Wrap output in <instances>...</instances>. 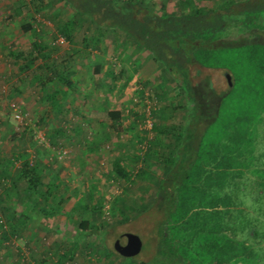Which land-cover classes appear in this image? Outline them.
I'll list each match as a JSON object with an SVG mask.
<instances>
[{"label": "trees", "instance_id": "trees-1", "mask_svg": "<svg viewBox=\"0 0 264 264\" xmlns=\"http://www.w3.org/2000/svg\"><path fill=\"white\" fill-rule=\"evenodd\" d=\"M60 1L73 9L69 19L59 15L51 19L64 41L75 44L74 34L84 28L91 34L82 38L84 50L91 41L97 43L112 34L114 44L119 38L122 43L115 49L128 44L133 52L147 51L166 80L178 83L182 95L181 103L167 107L172 116L180 111L177 120L152 125L169 141L166 147L154 143L145 155L162 165L151 200L160 218L152 257L133 264H264V246L257 241L264 223L259 216L246 217L236 195L238 179L247 173L264 187V169L257 166L264 155H256L257 128L264 115V0H203L201 4L184 0L181 10L171 14L165 4L157 7L152 0ZM32 2L37 10L45 8L43 0ZM22 28L30 30L31 25ZM33 35L28 50L9 55L18 71L31 74L41 87L46 115L64 118L66 97L76 90L70 68L79 50L69 49L61 62L48 60L45 45L36 31ZM202 69L224 70L227 90L215 93L209 79L194 82ZM119 114L108 112L113 120ZM56 130L65 132L62 126ZM27 156L22 150L17 169L12 168L15 158L0 156V184L10 183L5 198H0L7 205L2 211L14 210L9 226L35 219L49 227L45 220L54 212L47 205L58 185L45 184L43 170ZM116 171L128 178L121 168ZM141 173L138 170L137 176ZM76 208L82 213H102L100 202L77 203ZM94 219L79 220L76 241L68 239L69 259L79 241L96 234ZM18 233L17 228L11 233L2 229L0 235L8 240ZM67 253L57 264L67 259Z\"/></svg>", "mask_w": 264, "mask_h": 264}, {"label": "rangeland", "instance_id": "rangeland-1", "mask_svg": "<svg viewBox=\"0 0 264 264\" xmlns=\"http://www.w3.org/2000/svg\"><path fill=\"white\" fill-rule=\"evenodd\" d=\"M152 1L157 7L165 4L169 14L180 11L181 1L184 2ZM43 2L45 8L37 10L36 2L31 0H0V156L15 158L12 168L17 169L19 155L25 150L27 158L39 164L43 182L58 185L47 205L54 213L45 220L49 227L35 219L11 222L9 226L14 210L4 213L2 207L6 203L0 202V233L2 229L11 233L12 228L19 232L8 240H2L0 235V264H57L69 250L68 239L76 241L78 223L83 217L97 218L94 222L98 230L94 236L79 241L73 257L69 259L67 253L62 264L148 261L155 250V227L160 218L151 200L154 185L162 176V165L145 155L154 143L163 147L169 143L153 131L152 125L177 120L180 111L172 116L167 107L183 101L178 83L166 80L147 51L133 52L128 44L115 49L116 44L122 43L119 38L114 44L112 34L97 43L90 40L88 49L83 50V36L91 35L83 28L74 34L75 44H68L51 19L56 15L69 19L73 9L60 0ZM27 24L31 25L30 30L22 28ZM33 31L45 45L43 54L48 60L61 62L69 49L79 50L70 68L76 90L66 97L64 118L46 115L41 87L32 81L31 74L19 72L15 59L9 55L28 50L35 38ZM195 71L193 68L192 73ZM206 79L217 94L228 88L224 70L202 69L194 82ZM109 111L119 112V118L113 120ZM60 126L64 133L57 132ZM259 154L264 155V115L257 128L256 155ZM257 166L264 169V159ZM116 168L124 170L128 178L118 175ZM138 170L142 171L140 176ZM238 182L236 195L242 201L244 214L250 219L259 216L263 224L264 187H259L249 173ZM2 184L0 198H5L4 191L10 183L5 180ZM8 197L12 199V195ZM59 198L63 199L60 204ZM99 202L101 214L82 213L81 208H76L77 203ZM124 233L141 238L142 248L137 256H117L114 244ZM260 233L257 241L264 246V232Z\"/></svg>", "mask_w": 264, "mask_h": 264}, {"label": "water", "instance_id": "water-1", "mask_svg": "<svg viewBox=\"0 0 264 264\" xmlns=\"http://www.w3.org/2000/svg\"><path fill=\"white\" fill-rule=\"evenodd\" d=\"M142 248L141 238L133 233H124L114 244L116 252L125 258L137 256Z\"/></svg>", "mask_w": 264, "mask_h": 264}]
</instances>
